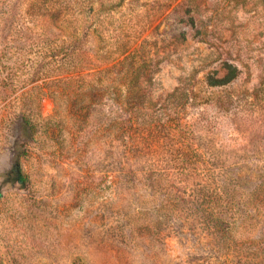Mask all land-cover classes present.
Wrapping results in <instances>:
<instances>
[{
	"label": "rangeland",
	"instance_id": "rangeland-1",
	"mask_svg": "<svg viewBox=\"0 0 264 264\" xmlns=\"http://www.w3.org/2000/svg\"><path fill=\"white\" fill-rule=\"evenodd\" d=\"M0 264H264V0H0Z\"/></svg>",
	"mask_w": 264,
	"mask_h": 264
},
{
	"label": "trees",
	"instance_id": "trees-1",
	"mask_svg": "<svg viewBox=\"0 0 264 264\" xmlns=\"http://www.w3.org/2000/svg\"><path fill=\"white\" fill-rule=\"evenodd\" d=\"M227 68L229 69V73L226 74L225 76L221 77V78H212L209 77V83L210 85H222V84H226L228 82H230L231 80H233L237 75H238V69L236 67H234L232 64H228ZM42 96H44V94H40ZM88 95L87 94H76V98L77 101H85L87 99ZM45 98V97H44ZM83 106H88L89 105H83ZM121 109H123V107H121ZM126 111V113L129 114V118L127 120V122L129 123H133L132 121H136L137 117L142 118L141 116L143 115V110L141 105H125L124 109ZM144 126H146L144 124ZM24 129L28 132H32L33 131V127L29 126L28 124L25 125ZM21 149H22V145H17V147H15V158H14V162L12 164V168L11 171L14 172L16 174V176H18V181L23 182L24 178L21 176V164H20V156H21Z\"/></svg>",
	"mask_w": 264,
	"mask_h": 264
}]
</instances>
